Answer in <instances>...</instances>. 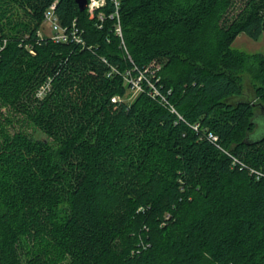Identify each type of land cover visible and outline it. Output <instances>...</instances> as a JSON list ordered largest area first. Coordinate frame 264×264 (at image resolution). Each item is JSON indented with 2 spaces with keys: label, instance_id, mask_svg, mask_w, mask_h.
<instances>
[{
  "label": "trees",
  "instance_id": "1",
  "mask_svg": "<svg viewBox=\"0 0 264 264\" xmlns=\"http://www.w3.org/2000/svg\"><path fill=\"white\" fill-rule=\"evenodd\" d=\"M118 1L125 50L74 0H0V264H264V139L229 100L251 64L264 105V57L231 47L263 34L264 0ZM52 3L83 45L38 37ZM129 59L181 119L127 100L107 73Z\"/></svg>",
  "mask_w": 264,
  "mask_h": 264
},
{
  "label": "built area",
  "instance_id": "2",
  "mask_svg": "<svg viewBox=\"0 0 264 264\" xmlns=\"http://www.w3.org/2000/svg\"><path fill=\"white\" fill-rule=\"evenodd\" d=\"M112 3L113 10L105 15L104 11L102 10L107 3V0H87L85 9L87 10V13L90 17H95V19L98 21L97 27L101 28L102 23L105 19L114 20V33L117 35L120 39V44L122 48L124 49V44L122 41V33L119 23V1L118 0H109ZM42 24H46L50 34L47 38H49L54 43H67V42H73L76 44L83 45L84 41L81 37V31L76 27L75 20L71 23L70 27L62 26L58 20V17L55 12V3H52L43 13V20ZM41 24V25H42ZM264 33V31H263ZM38 37L42 38V34L38 31L37 32ZM125 50V49H124ZM129 58V56H128ZM131 61V59H129ZM104 63H106L105 59H102ZM132 63V61H131ZM133 64V63H132ZM110 71L107 73V76L116 73L118 74L122 80L124 85L127 87L129 94V97L127 100H132L135 96H137L139 93L145 91L148 96L152 97L153 99H157L158 102L163 103L164 105H168L171 112L177 115L178 119H181L176 110L168 104L166 98L164 95L158 90L155 83H157L158 79H155L153 81V77H147V73L153 66L154 63H151L148 66L143 67L142 69H138L134 64L130 69H125L123 71L117 70L115 67L110 66ZM49 83L45 86H43L37 93L38 97H41L45 90L48 88ZM119 97H113L111 99L112 102L119 101ZM189 126L193 130H198V123L195 124H189ZM206 138L209 139L212 142L217 141V136L213 133H207ZM253 172V171H251ZM256 174V178L258 179L262 174L258 172H254Z\"/></svg>",
  "mask_w": 264,
  "mask_h": 264
},
{
  "label": "rangeland",
  "instance_id": "3",
  "mask_svg": "<svg viewBox=\"0 0 264 264\" xmlns=\"http://www.w3.org/2000/svg\"><path fill=\"white\" fill-rule=\"evenodd\" d=\"M39 32L45 36L48 37L50 34V31L46 24H42L41 28L39 29ZM231 47L233 49H236L238 51H241L249 56L253 55H262L264 57V33L260 36V38L257 41H253L250 38H248L245 34H239L234 39V41L231 44ZM250 68H248L242 75V94L240 96L231 97L229 100L232 103H236L238 101H248L253 103L254 108V115L255 119H260L262 116L261 107H263V103L260 102L254 94V88H253V66L250 64ZM35 136L37 138H44L41 134L36 133Z\"/></svg>",
  "mask_w": 264,
  "mask_h": 264
},
{
  "label": "water",
  "instance_id": "4",
  "mask_svg": "<svg viewBox=\"0 0 264 264\" xmlns=\"http://www.w3.org/2000/svg\"><path fill=\"white\" fill-rule=\"evenodd\" d=\"M78 10L80 12L84 11L87 0H74ZM262 116L260 119L254 118V130L251 135L247 136L249 143L258 142L264 139V107H261Z\"/></svg>",
  "mask_w": 264,
  "mask_h": 264
},
{
  "label": "bare ground",
  "instance_id": "5",
  "mask_svg": "<svg viewBox=\"0 0 264 264\" xmlns=\"http://www.w3.org/2000/svg\"><path fill=\"white\" fill-rule=\"evenodd\" d=\"M87 11V10H86Z\"/></svg>",
  "mask_w": 264,
  "mask_h": 264
}]
</instances>
